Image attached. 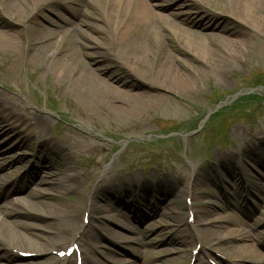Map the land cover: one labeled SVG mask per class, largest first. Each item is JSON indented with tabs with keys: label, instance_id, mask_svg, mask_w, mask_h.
Segmentation results:
<instances>
[{
	"label": "rangeland",
	"instance_id": "rangeland-1",
	"mask_svg": "<svg viewBox=\"0 0 264 264\" xmlns=\"http://www.w3.org/2000/svg\"><path fill=\"white\" fill-rule=\"evenodd\" d=\"M89 2L91 3L89 11H92L93 0ZM169 10L168 8L166 11ZM180 10L183 8L175 9L179 17L182 16ZM62 12L72 21L77 18L88 19L82 15L76 17L66 10ZM170 17L171 20L175 19V16ZM30 33L25 30L24 37H31ZM59 35L51 36L59 38ZM191 35L194 39H189L190 45L183 41L184 47L193 49L203 43L209 45L207 38L202 34ZM69 36L72 38L71 41ZM69 36L65 40L64 49L69 53L71 46L76 45L78 52L79 42H85L79 36V30L72 29ZM253 36L258 37L260 42L256 48H249L247 55H239V52L232 51L237 59L227 56L221 58L219 62L226 66L228 71H203L192 78L191 93H184L181 96L169 94L168 98L161 100L163 102L161 105L138 118L130 114L102 115L88 104L89 101H82L81 98H76L67 91V85L56 84L51 71L40 74L32 63L27 64L26 60H22L19 75H16L13 68L6 69L3 60H0V91L21 102L23 110L30 108L48 116L49 137L59 134L70 136L68 131H76L88 138L86 145L89 150H82L83 158L76 159L81 164L75 167V171L83 172L84 178L69 183L70 189L65 196L55 200L48 199L51 205L43 206L48 214H57L59 209L77 203L83 204L84 208H79L76 212L69 211L67 217L59 216L54 220L51 218L41 220L33 216H22L21 219L32 223L41 221L64 226L68 224V235L82 224L78 241L79 244L81 243L80 249L90 254L96 264H117L121 259L125 261L123 264H238L230 257L239 250H229V246L235 247L242 242L230 243L229 235L224 239L221 237L220 240H213V246L208 248L201 247L206 241L200 244L191 243L187 250L193 253L195 247L197 253L199 251L197 257L193 254L194 258L188 257L187 254L180 256L179 247L173 242L172 237L191 231L193 225L198 228L200 234L210 231L225 233L226 230L220 229L219 224L225 228L233 226L244 230L253 227L251 231L253 234L258 233L264 237V218L256 206L258 198L254 193L248 194L239 185L240 183L247 185L252 179L264 182V169L260 164L264 154V32L253 31ZM25 44L30 50L33 49L31 44ZM172 45L173 42L169 44ZM154 48L153 44L152 50ZM156 50L157 48L153 53H156ZM101 52L102 63H107L110 71L134 83L135 90H141L143 84L125 72L126 66L139 72L140 69L135 68L134 62L119 63L115 57L112 59L113 51L107 52L103 48ZM107 54L110 56L106 57ZM182 54L187 61L193 60L187 54ZM68 55L70 60L66 65L70 66L69 63H73L71 65L74 68L73 75H77L80 70L75 67V58L71 54ZM149 63L148 61L146 66ZM97 141L106 144V147L95 149L90 142ZM246 145L250 148V156L236 157L230 163L223 160L224 154H239L241 147ZM7 155L24 156V162L19 165L21 168L17 173L15 172L17 163L12 167L3 166L4 159L0 155V180L10 189L7 194L0 195V217L10 219L11 216H6L2 212L9 207L18 208L19 198L35 186L41 169L36 166L39 161L31 156L28 148L12 145ZM96 160L99 164L94 166ZM227 168L238 170L239 175L230 177ZM183 169L186 170V176L178 179V185L189 187L196 177L198 183L193 196L196 197L197 202H192L191 195L187 196L183 191L179 193L174 191L173 194L168 187L169 179ZM135 174L139 180L131 176ZM111 175L120 181L128 176L127 181L142 180L144 183V192L139 191L140 187L132 188L133 185L130 184L131 193L128 196L116 193L117 188L120 191L125 189L116 185L112 194L99 190L103 199H98L96 202L99 211L107 206H110V209L115 206L116 210L124 215L122 221L134 225L137 232L132 233L117 226L115 219L108 218L109 212H103L101 215L91 213L93 219H88L90 221L88 225L81 220L97 186ZM225 182L227 185L224 184ZM235 183L240 187L236 189L233 185ZM235 189L236 196L231 203H227V196L233 195ZM144 201L149 204L146 205L147 208L142 205ZM122 202L133 207L141 204L145 220L141 218L140 212L137 215L128 213L129 211L120 205ZM193 203L197 212L195 224L193 217L186 220V206H192ZM203 209L208 210V214L202 212ZM167 212H177L179 221L166 216ZM112 213L115 214L113 210ZM219 217L224 219L216 221ZM211 220L213 222L210 225L205 224ZM152 223L159 225L150 227ZM109 229L123 236L138 234L137 236L143 238L144 243L131 241L127 246L123 243L126 247L120 245L118 247L121 250H119L113 243L120 238H113V232H109ZM147 239L149 242L146 243ZM1 244L3 243L0 240ZM64 247L65 245L62 244L48 245V254L55 258V264H60L56 252L63 250ZM257 247L264 254V241ZM13 252L17 256L10 261L4 260L3 263H28L30 260L29 257L20 256L21 251L13 250ZM72 258L74 259L73 256Z\"/></svg>",
	"mask_w": 264,
	"mask_h": 264
},
{
	"label": "bare ground",
	"instance_id": "bare-ground-1",
	"mask_svg": "<svg viewBox=\"0 0 264 264\" xmlns=\"http://www.w3.org/2000/svg\"><path fill=\"white\" fill-rule=\"evenodd\" d=\"M90 5L89 0H0V60H3L6 69L13 68L16 75H19L22 60H26L27 64L32 63L40 74L51 71L56 84L67 85V91L82 101H89L88 104L102 115L130 114L138 118L161 105L163 103L161 100L168 98L169 94L181 96L184 93H191L192 78L206 70L228 71L227 67L219 62L221 58L227 56L237 59L232 51L239 52V55H247V50L256 48L260 42L258 37L253 36V31L264 32V0H93V8L91 7L93 10L89 11ZM168 8L170 10L167 12ZM177 8H183L180 10L181 17L175 12ZM62 10L69 11L76 17L86 16L88 19L77 18L72 21ZM170 16H175V19L171 20ZM81 26L85 28L81 29ZM76 28L85 42H79L78 52L74 45L67 53L64 49L65 40L68 39L71 30ZM25 30L31 32L32 36L24 37ZM54 34H60L59 38H53L51 35ZM191 34H202L207 38L209 45L203 43L193 49L184 47L183 41L190 45L189 39H194ZM69 40H72L70 36ZM171 42L174 45L169 46ZM25 43L31 44L33 49L30 50ZM153 44L157 48L156 53H153L155 49L152 50ZM103 48L107 52L113 51L112 59L115 57L119 63L122 61L135 63V68L140 69L139 72L128 66L125 72L143 84L141 90H135L134 83L115 75L107 63H102ZM182 53L193 60L187 61ZM68 54L75 58V67L80 70L77 75H73L74 68L71 66L73 63H69L70 66L66 65L70 60ZM108 56L110 55L107 54L106 57ZM148 61L150 63L146 66ZM48 123V116L30 108L23 110L21 102L0 91V155L4 159L3 166L12 167L17 163V167L14 166L15 172H19L21 168L19 165L24 162V156L7 155L10 146L17 145L28 148L31 156L39 161L36 166L41 169L35 186L19 198L18 208L9 207L2 212L11 218L0 217V240L3 243L0 245V264H6L3 263L4 260L10 261L17 256L13 250L32 254L28 263L14 264H55V258L48 254V245H69L73 241L72 235H68V224L64 226L41 221L32 223L21 219L22 216H33L41 220L47 218L54 220L59 216L67 217L69 211L76 212L79 208H84L83 204L77 203L59 209L57 214H48L43 208L49 206L48 199L55 200L65 196L70 189L69 183L84 178L83 172L75 171L76 165L81 164L76 159L83 158V149L89 150L86 145L88 138L76 131H68L70 136L59 134L49 137ZM97 142H90L95 149L106 147V144ZM249 149L246 145L241 147L239 154H224L222 158L230 163L236 157L250 156ZM261 159L260 164L264 169V154ZM98 164L96 160L94 166ZM231 169L227 168L230 177L239 175L238 170ZM185 176V169L177 172L169 179L168 187L173 194L174 191L177 193L183 191L187 196L191 195L192 202H197L193 194L198 179L195 177L189 187L187 185L179 187L178 179ZM121 184L113 175L106 178L97 186L88 207L91 213L99 215L109 212L108 218L115 219L117 226L132 233L137 232L134 225L122 221L124 215L117 211L115 206L111 209L107 206L99 211L96 205L98 199H103L99 190L112 194L115 185ZM224 184L227 185L226 182ZM233 185L236 189L240 187L237 183ZM140 187L144 192L143 185ZM242 187L248 194L251 192L257 196L256 206L264 218V182L252 179L247 185L242 184ZM236 189L233 195L227 196V203L233 201ZM8 190L9 188L0 180V195L7 193ZM116 193L128 196L131 191L126 188L120 191L117 188ZM120 205L125 207L128 213L137 215L140 212L141 218L145 220L141 204L133 207L122 202ZM142 205L147 208L146 205L149 204L144 201ZM191 205L193 207L186 206V220L193 217L195 224L197 212L194 203ZM202 212L208 214L209 211L203 209ZM166 216L179 221L177 212H167ZM222 219L224 218L219 217L216 221ZM212 222L213 220L205 224L210 225ZM158 225L152 223L150 227ZM218 227L226 232L220 234L210 231L200 234L198 228L193 225L191 231L173 236V242L179 247L177 249L180 256L187 254L188 257H193L187 250L193 242L200 244L206 241L201 247L208 248L213 246V240H220L221 237L224 239L229 235L230 243L242 242L235 247L229 246V250H239L235 255H231V259L238 264L242 262L264 264V254L257 247L263 243L264 237L258 233L253 234L251 232L253 227L248 230L233 226L225 228L220 224ZM108 231L113 232V238H120V241L115 240L113 243L119 250L121 249L118 246L126 247L131 241L144 243L138 234L123 236L117 231L110 229ZM82 254V264H94L89 254L84 251ZM198 254L199 251L196 257ZM40 255L44 257L39 258ZM124 262V259H121L117 264ZM60 264L76 263L75 259L72 261L63 258L60 259Z\"/></svg>",
	"mask_w": 264,
	"mask_h": 264
}]
</instances>
